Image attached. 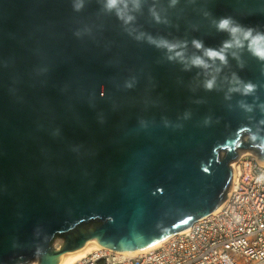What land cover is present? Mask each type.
Listing matches in <instances>:
<instances>
[{
  "label": "water",
  "instance_id": "95a60500",
  "mask_svg": "<svg viewBox=\"0 0 264 264\" xmlns=\"http://www.w3.org/2000/svg\"><path fill=\"white\" fill-rule=\"evenodd\" d=\"M224 17L264 33V0H0V264L146 247L264 162V59L205 55Z\"/></svg>",
  "mask_w": 264,
  "mask_h": 264
},
{
  "label": "built area",
  "instance_id": "2783aa9c",
  "mask_svg": "<svg viewBox=\"0 0 264 264\" xmlns=\"http://www.w3.org/2000/svg\"><path fill=\"white\" fill-rule=\"evenodd\" d=\"M230 165L231 181L218 211L188 231L135 255L101 246L73 264H264V163L255 154H240Z\"/></svg>",
  "mask_w": 264,
  "mask_h": 264
},
{
  "label": "clouds",
  "instance_id": "9594fccd",
  "mask_svg": "<svg viewBox=\"0 0 264 264\" xmlns=\"http://www.w3.org/2000/svg\"><path fill=\"white\" fill-rule=\"evenodd\" d=\"M119 3V0H107V7L109 9L115 8L117 4ZM77 9H79L80 5L76 6ZM131 19V17H129ZM217 29L220 31L228 32L229 36L231 37L230 40L225 41L223 48L220 51L214 50V49H207L205 51V55L213 60L219 59L221 62L225 61V55H224V49H228L233 47L235 45L236 47H243L244 41H247V47L250 52H252L253 55L259 57L260 59H264V33H255L253 34L254 30L252 28H244L239 24H236L233 22V20L230 17H224L221 18L216 25ZM242 34L243 39L241 40L238 38L237 34ZM194 44L197 48L202 47V45L199 42H195ZM169 48V50H172L176 47V45H165ZM177 56L180 55V53H176ZM192 63L196 66H204L207 67L205 64V61L202 60L200 57H196L193 59ZM213 84V81H208L206 84L207 88H211ZM130 86V85H129ZM252 85H246L245 91L250 92L252 90Z\"/></svg>",
  "mask_w": 264,
  "mask_h": 264
},
{
  "label": "bare ground",
  "instance_id": "6f19581e",
  "mask_svg": "<svg viewBox=\"0 0 264 264\" xmlns=\"http://www.w3.org/2000/svg\"><path fill=\"white\" fill-rule=\"evenodd\" d=\"M241 154L242 155H251V154H254V153L251 152V151H241ZM262 163H264V162H262ZM232 165H233V169H234V164H232ZM235 171H236V167L233 170V174H235L234 173ZM218 209H219V206L213 211V213L218 211ZM188 229H189V227L181 230L179 233L186 232V231H188ZM171 236L172 235L164 237V238H162V239H160V240H158V241H156V242H154V243H152V244H150V245H148L146 247H143V248L130 250V251H124V253H126L128 255H135V254H138V253H141V252H146L148 250H151V249L159 247L164 242H166ZM99 247H101L99 244H97L95 241L90 239L80 249H77V250L72 251V252H68V251L64 252L60 256L59 262L57 264H73L76 261L81 260L82 258H84L88 253H90L94 249H97ZM30 264H36V261H32Z\"/></svg>",
  "mask_w": 264,
  "mask_h": 264
},
{
  "label": "rangeland",
  "instance_id": "374dc122",
  "mask_svg": "<svg viewBox=\"0 0 264 264\" xmlns=\"http://www.w3.org/2000/svg\"><path fill=\"white\" fill-rule=\"evenodd\" d=\"M241 154V150L238 151V156ZM237 156V157H238ZM62 244V238L61 237H56L54 240H53V245L55 247H59L60 245Z\"/></svg>",
  "mask_w": 264,
  "mask_h": 264
}]
</instances>
